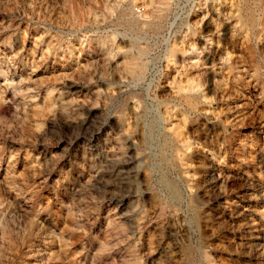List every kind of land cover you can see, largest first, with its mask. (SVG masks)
Masks as SVG:
<instances>
[{"label": "rangeland", "instance_id": "1", "mask_svg": "<svg viewBox=\"0 0 264 264\" xmlns=\"http://www.w3.org/2000/svg\"><path fill=\"white\" fill-rule=\"evenodd\" d=\"M159 1L0 0V264H264V0Z\"/></svg>", "mask_w": 264, "mask_h": 264}, {"label": "bare ground", "instance_id": "2", "mask_svg": "<svg viewBox=\"0 0 264 264\" xmlns=\"http://www.w3.org/2000/svg\"><path fill=\"white\" fill-rule=\"evenodd\" d=\"M153 2H154V0H153ZM152 2V3H153ZM168 2V1H167ZM254 2V1H253ZM157 3H159V4H166V2H165V0L164 1H159V2H157ZM257 8V7H256ZM147 13V12H146ZM163 13V12H162ZM130 16H129V13H127V12H124V13H122V18H124V22L126 23V24H128L130 27H134L138 22H136L137 20H135V19H132V18H129ZM151 18H152V16H150ZM127 18V19H126ZM165 21V15L164 14H160L158 11H155L154 13H153V21L151 20V21H148L149 23H147L148 24V29H147V31H149V32H152V31H154V32H156V31H158L160 28H161V26H162V24H163V22ZM136 27V26H135ZM137 29V28H136ZM141 29V28H140ZM138 33V32H137ZM132 44L133 45H137L138 44V42H137V39L135 38L133 41H132ZM147 51L144 49H142V50H139V52L136 54L135 53V56H133L132 58H129V62H128V64H129V66L131 67L130 68V70L132 71V72H134L135 71V69H137L136 67L138 66V64L136 63V61L138 60V58L142 55V54H145ZM175 53V52H174ZM174 53L172 54V55H174ZM137 65V66H136ZM134 66H136V67H134ZM190 86H191V84H190ZM200 85H198V87H199ZM190 95V94H189ZM192 95H194V94H192ZM197 97V96H196ZM196 101V98L194 97V96H189L188 97V102L190 103V105L191 106H195L196 104L194 103Z\"/></svg>", "mask_w": 264, "mask_h": 264}]
</instances>
